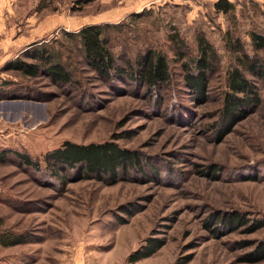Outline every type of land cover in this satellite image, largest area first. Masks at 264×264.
Masks as SVG:
<instances>
[{"label": "rangeland", "instance_id": "rangeland-1", "mask_svg": "<svg viewBox=\"0 0 264 264\" xmlns=\"http://www.w3.org/2000/svg\"><path fill=\"white\" fill-rule=\"evenodd\" d=\"M217 1L39 0L24 12L39 17L29 42L59 51L82 89L4 71L23 52L11 39L30 38L36 23L2 26L9 41L0 57V63L8 59L0 67V155L8 153L0 163V237L23 241L0 244V264H130L129 256L151 237L166 245L135 264H250L242 258L252 248L244 246L264 240V229H211L219 227L215 215L227 212L264 219V82L250 78L262 103L230 134L219 138L216 124L236 61L233 45L255 54L251 35H264V0H228L234 5L228 14L216 11ZM107 23L115 27L110 47L121 64L158 50L171 63V83L151 90L105 80L88 68L64 32ZM202 36L219 56L207 103L185 87L182 69V57L195 55ZM259 57L264 62L263 52ZM111 141L140 153L143 176L136 172L107 186L72 175L61 184L15 156L44 166L45 156L66 142Z\"/></svg>", "mask_w": 264, "mask_h": 264}, {"label": "trees", "instance_id": "trees-1", "mask_svg": "<svg viewBox=\"0 0 264 264\" xmlns=\"http://www.w3.org/2000/svg\"><path fill=\"white\" fill-rule=\"evenodd\" d=\"M215 9L218 13L228 14L234 10V5L228 0H218ZM40 10L38 8L36 11ZM110 28L115 27L109 23L90 24L82 27L78 32L65 31L64 36L79 49L84 64L105 80L126 79L151 90L162 89L171 83L173 78L171 63L167 56L158 50H146L137 56L136 60L123 61L121 64L110 47ZM251 37L254 50L258 53L250 54L244 51L240 42H235L233 45L236 61L234 67L228 71L227 90L219 114L221 122L216 124L219 138L230 134L235 126L247 119L262 103L259 89L250 78L264 82V62L259 57V52L264 53V35L253 33ZM185 56L182 57L185 87L192 91L197 101L207 103L210 76L219 64V56L203 36L198 39L195 55ZM4 71L15 72L29 78L44 76L58 85L67 87L78 85V89L84 88L72 64L63 62L59 51L41 42L28 45L20 56L7 62ZM7 153L0 155V163L5 161L3 157ZM15 156L27 168L47 174L61 184L67 182L73 175L76 181L90 179L113 186L122 180H127L136 172L142 176L145 174L140 153L122 148L112 141L89 145L66 142L61 148L45 156L44 166L29 155L15 152ZM213 223L219 225L217 229H211L213 233H218L220 229L234 233L245 228V234H255L264 229V219H249L246 214L240 212H227L221 216L217 214ZM6 237H9L8 241L0 237V244L3 246H15L23 241L18 237L12 239L9 235ZM16 239L17 241H14ZM165 245L166 241L163 239L148 238L129 256L128 262L135 264L148 259ZM244 247L252 250L243 256V262L250 264L264 262V240L247 243Z\"/></svg>", "mask_w": 264, "mask_h": 264}, {"label": "crops", "instance_id": "crops-1", "mask_svg": "<svg viewBox=\"0 0 264 264\" xmlns=\"http://www.w3.org/2000/svg\"><path fill=\"white\" fill-rule=\"evenodd\" d=\"M110 2H113L114 0H108ZM136 0H133L135 2ZM143 0H140V2ZM122 3V2H119ZM39 0L35 1L32 5H27V0H0V29L2 28L3 25H5L7 22L9 23H19V24H31V23H36L35 33L30 34V38L28 36H19L18 38H13L11 40H14V44L16 46L17 51L19 49H26L28 45L31 44L30 39H32L33 36H36V34L39 32V17L38 15H30L27 16L25 14V10L29 9H36L38 7ZM32 30V31H33ZM8 38L5 35L0 34V57H4L6 55V50H7V40ZM11 44V41H10ZM18 54L14 55L16 57ZM8 61L4 60L2 63H0V67L5 65V62Z\"/></svg>", "mask_w": 264, "mask_h": 264}]
</instances>
